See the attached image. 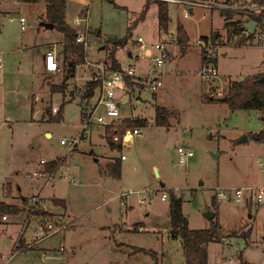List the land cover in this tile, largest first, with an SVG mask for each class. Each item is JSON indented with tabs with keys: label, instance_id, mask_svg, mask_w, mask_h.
Here are the masks:
<instances>
[{
	"label": "rangeland",
	"instance_id": "374dc122",
	"mask_svg": "<svg viewBox=\"0 0 264 264\" xmlns=\"http://www.w3.org/2000/svg\"><path fill=\"white\" fill-rule=\"evenodd\" d=\"M144 3L145 0H81L88 9L90 49L85 52L79 71L83 69V77L89 75L90 79L82 87L68 86V91L73 90L79 97L65 105L63 119L54 120L50 119L52 108H60L64 96L51 92V86L64 82L63 55L60 72L53 75L45 71L42 89L40 76L38 79L35 73L46 45L59 47L65 41L64 36L57 28L47 29L42 22L44 0L38 3L0 0V54L3 56L0 79L4 73L0 81V117L8 120L0 129V199L8 195L10 186V183L3 185V181L13 176L12 182L16 188L21 186L23 195L40 196L46 209L57 212L53 213L56 217L68 215L66 221L75 222V227L64 236L58 234L46 240L45 245L51 250L59 249L62 244L66 246L64 252L51 251L56 258L43 260L42 249L28 250L17 252L11 264H152L150 255L131 254L136 246L155 251L159 264H184L180 240L171 237L169 197L161 200V195H167L172 189L178 190V196L182 197V211L190 228H208L212 222L219 225V234L225 240L208 244V264H241V260L264 264V196L262 202L250 197L245 201L243 197L240 202L224 199L212 203L215 190L236 188L244 180L251 186L247 188L264 187V171L259 170L264 144L251 138L237 142L249 131L264 129L261 116L255 110L232 111L213 94L225 90V84L217 86L218 77L219 80H240L248 74H264V49L254 43L240 48L224 44L228 48H220L217 55L218 75L203 78L198 73L200 53L194 48L195 40L211 28L222 29L225 17L217 11L195 9L194 16L184 18L180 7L167 4L168 19L172 22L166 28L161 26L159 34L155 3L150 4L144 19L134 26ZM86 9L79 16L83 17ZM21 18L26 20L25 31L21 30ZM240 18L233 15L231 19ZM177 20L190 37L186 54L166 61L160 69L161 86L157 90L151 91L141 84L127 86L130 99L119 107L121 118L116 124L122 125L116 126V132L121 134L124 128L139 127L141 135L134 136L130 145L112 150L105 139L110 127L100 136L103 126L94 122L88 127L86 138L68 156L75 181L34 176L42 166L41 159L49 163L68 154L70 145L62 144V139L80 136L82 109L91 110L99 97L97 85L94 94L83 99L91 82L96 81L97 64L109 67L108 54L115 49L121 68L133 63L138 73L143 72L148 59L135 61L128 56V51L136 50L133 43L137 38L145 44L169 40ZM70 25L76 28L73 23ZM97 30L100 36L94 34ZM111 38L120 44L114 46L108 41ZM75 78L66 85L75 83ZM208 90L214 100H210V94H204ZM34 92L42 97L40 103L48 121L31 120ZM139 99L142 103H138ZM156 105L169 109L168 126L155 124ZM103 111V106L98 105L94 118ZM136 120H145V125L136 126ZM178 146L193 151L186 164L177 161ZM78 147L81 151L75 152ZM121 154L125 159L120 160L121 174L116 178L111 176L105 163L110 156L113 160ZM106 168L110 175L104 172ZM123 193L126 195L122 198ZM247 195L248 191L244 196ZM57 198L65 200L67 213L63 212L62 205L54 203ZM27 205L28 200L21 207L25 208L24 219L28 215ZM206 210L216 212L215 218L207 219L203 215ZM10 216L14 217L8 223H0L3 261L10 257L24 220L17 215ZM33 219L39 221L40 217ZM139 223L144 231L139 230H142ZM35 225L30 224L26 235Z\"/></svg>",
	"mask_w": 264,
	"mask_h": 264
},
{
	"label": "built area",
	"instance_id": "2783aa9c",
	"mask_svg": "<svg viewBox=\"0 0 264 264\" xmlns=\"http://www.w3.org/2000/svg\"><path fill=\"white\" fill-rule=\"evenodd\" d=\"M160 1L169 5H174L182 9V14L184 18H190L193 10L203 9L207 11H217L221 14H232L237 15L240 20H237L235 26L237 27L238 33L233 34L231 37L225 36V42H221L220 37H199L195 40L194 48L199 50L202 58V63L198 70V73L203 78H213L218 75L217 70V55L220 47L226 45H236L239 41L244 40L243 46H250L253 43L264 49V3H259L256 0H155ZM87 15L88 12L84 14L83 17L75 16L73 18V25L77 31L76 44L83 46L84 52L90 49V44L88 42L89 27L87 26ZM242 19V20H241ZM254 22V29L252 33L250 29L244 27V24L248 22ZM21 30H26V20L25 18L20 19ZM83 23L85 24L83 26ZM242 27L241 29H239ZM80 29V30H78ZM169 40L159 39L153 44H145L141 38L133 43L135 51H128L130 58L135 61L141 58L148 59V65L146 70L142 72L141 75L137 74V69L132 63L125 69H116L113 71L109 70L103 63L97 64L99 71L97 72L96 80H99V97L97 103L91 108V110H84V115L82 118L83 130L79 137L69 140L62 139V144L70 145L69 152L70 155L77 146L81 143L83 138L87 136V129L92 123L101 124L103 126L113 128L112 140L115 142H120L122 146H128L131 144L134 136L141 135V129L139 127L123 129L122 133L116 132V126L120 127L122 124H116L117 120L121 118L119 107L122 103L124 95L126 94L128 88L126 84V78L130 81H135L138 84L144 85L151 91L157 90L161 86L160 80V69L164 66L166 61L171 57L172 49L179 47L176 41V34H171ZM1 57V56H0ZM2 64H0V67ZM45 68L48 72L57 73L61 70L60 62L58 61L56 47H52L47 50L45 57ZM138 75V76H137ZM224 91V90H223ZM118 92H121L118 95ZM225 92V91H224ZM224 92L221 91L214 93L215 97H223ZM209 92L208 94H210ZM211 95V94H210ZM98 105H102L104 111L102 114L95 116V110ZM59 108H52V115H57ZM113 126V127H112ZM129 134L130 139L126 141V135ZM177 161L179 164H186L187 160L193 156V151L187 147L178 146L176 149ZM123 154L120 155V159H124ZM42 164L41 169L34 173L36 177L48 178V180H54L56 178H68L75 181V172L72 166H70L65 159V162L60 164L54 171H48V162L41 159ZM264 159L260 161V170H263ZM64 169V171H61ZM249 192V197L256 200L257 202L263 201L264 187L260 186L254 190V188L247 187H236V188H226L223 190H215V200H233L235 202H240L244 197L245 192ZM174 192V191H173ZM175 195L178 196V190H175ZM169 197V194L163 193L161 195V200H165ZM42 207L41 198L38 195H33L28 199V205L26 206L28 215L23 220L22 230L14 243L10 259L14 257L17 252L26 251L30 248H37L40 243L44 242L46 239L51 238L57 234H62L68 231L72 227V222L66 221L65 216H59L54 220H42L40 217L39 221H35L33 218L37 216L34 212L38 208ZM38 217V216H37ZM2 220L8 221L9 215L2 216ZM36 223L33 226L29 235L26 232L30 224ZM141 230V229H139ZM66 246L62 244L59 247V251L64 252ZM51 250V249H50ZM55 251V250H54ZM45 256V255H44ZM46 257V256H45Z\"/></svg>",
	"mask_w": 264,
	"mask_h": 264
},
{
	"label": "trees",
	"instance_id": "16d2710c",
	"mask_svg": "<svg viewBox=\"0 0 264 264\" xmlns=\"http://www.w3.org/2000/svg\"><path fill=\"white\" fill-rule=\"evenodd\" d=\"M26 3H38L42 0H21ZM259 3H264V0H256ZM46 2V17L47 24L54 25L64 36L63 50L60 56L63 55L64 59V82L60 85H52V92H64L66 89V83L69 79L74 78L76 75V69L78 65L83 64L85 60V52L83 46L76 44L77 31L68 23L67 12H68V0H45ZM155 3L157 5L158 23L166 27L168 23V9L167 4L160 1H146L142 7L140 15L134 21V26L137 22L144 19L146 12L149 9L150 4ZM226 20L232 18V14H222ZM227 29V36L231 37L233 34H237L238 30L235 23L230 22L225 24ZM96 36H100V31L97 30L94 33ZM176 41L181 47H184L188 42V37L180 23H177L176 27ZM244 40L239 41L235 46L240 48L243 46ZM114 46L120 44L119 41H115ZM109 58V70L113 71L121 69V65L115 57V49L110 50L108 54ZM264 76L263 73L246 75L240 80H231L227 84V89L223 95L226 100L223 101L231 110H257L264 115ZM100 81H92L91 86L88 90V96L93 95V91ZM126 84L129 87H133L135 82L130 81L126 78ZM222 97V98H223ZM210 100H214L211 99ZM220 100V99H216ZM63 104L55 116H50V119L61 120L64 117ZM84 110L82 114L84 115ZM170 117V111L167 107L156 105L154 122L156 125L168 126ZM49 118V117H48ZM83 118V116H82ZM126 122V120H124ZM128 123V122H126ZM136 126H144L145 120H136L134 122ZM127 125V124H126ZM111 128L107 129L106 141L108 142L111 149H120V142L112 140ZM250 138L256 142L264 141V129L259 132L250 134ZM120 158H114L107 164L111 175L119 178L120 177ZM65 162V158L55 159L50 161L47 165L48 171H54L56 167ZM107 169V168H106ZM107 169V170H108ZM169 215H170V226L172 231H176L182 243V250L185 264H208L207 246L210 242L220 241L219 225L217 222H212L208 228L192 229L188 226V220L182 211V197L175 195L173 190H169ZM28 199H25L27 201ZM57 203L64 204V200L55 199ZM215 203V199L212 200ZM25 208H21L18 205L10 204L5 201H0V222L4 215H19ZM37 216L41 217L42 220H54L57 218L53 213L47 211L42 207L38 208L34 212ZM132 253H144L150 255L153 262L152 264H159L157 253L153 250H147L140 247H133ZM28 250H36V248H30ZM26 250V251H28ZM241 264H254L241 260Z\"/></svg>",
	"mask_w": 264,
	"mask_h": 264
},
{
	"label": "crops",
	"instance_id": "0c3cea01",
	"mask_svg": "<svg viewBox=\"0 0 264 264\" xmlns=\"http://www.w3.org/2000/svg\"><path fill=\"white\" fill-rule=\"evenodd\" d=\"M45 1V0H44ZM145 2H146V0H145ZM145 4V3H144ZM47 6V5H46ZM84 9H86V7L85 6H83L82 4H81V0H68V12H67V21H68V23L69 24H72L73 23V19L72 18H74L75 16H79L80 15V13L84 10ZM86 11L88 12V9H86ZM169 11V10H168ZM194 11L195 10H193V13H192V15H191V17L192 16H194ZM2 11H0V13H1ZM211 14V13H210ZM202 17L204 18V17H206L205 15H202ZM157 20H158V14H157ZM47 17H46V8H45V11H44V14H43V16H42V22L44 23V24H47ZM169 22H172L171 21V18H169L168 19V23ZM230 22H235V20H232V19H230V20H226L225 19V22H224V25H223V27H222V29H213V28H211V29H209V31L206 33V34H199V36L197 37V38H199V37H208V36H213V37H220L221 39L223 38H225L224 36H226V34H227V29L225 28V24L226 23H230ZM177 23H180L179 22V20H177V22H175V31H174V34H176V27H177ZM159 24V23H158ZM181 24V23H180ZM182 25V24H181ZM160 27H161V25L159 24V34H160ZM167 27V26H166ZM165 27V28H166ZM182 27H183V25H182ZM47 29H49V28H47ZM54 29V28H53ZM183 29H184V27H183ZM184 31H185V33H186V35H187V37H188V42H187V44L184 46V47H181V46H179L178 48H176V49H172V52H171V57L169 58V60H168V62L169 61H171L173 58H175V57H177L178 55H180V56H184L185 54H186V51H185V49L188 47V45H189V42H190V37H189V34L187 33V31L184 29ZM171 35V34H170ZM173 35V34H172ZM196 38V39H197ZM51 45H53V44H48V45H46V47L43 49V52H42V56H41V58H40V61H39V63L36 65L37 66V69H36V76L38 77V79H39V76H40V87L39 88H43V87H45V85H44V78H45V76L46 75H44V73H45V71L46 72H48L47 70H46V68H45V57H46V52H47V50L49 49V47L51 46ZM63 45H64V43L61 45V46H59L58 47V45H54L55 47H56V51H57V57H58V61L60 62V58H61V56L58 54V48H59V50L61 49V47H62V49L61 50H63ZM51 47H53V46H51ZM223 47H225V46H223ZM242 47H247V46H242ZM220 48H222V47H220ZM225 48H228L227 46L225 47ZM59 51V52H62V51ZM225 53V52H224ZM0 60H2V58H3V56H2V54H0ZM128 56L130 57V55H129V52H128ZM201 63H202V58H201V55H200V65H201ZM216 63H217V65H218V60L216 59ZM0 64H2V62L0 63ZM130 65V64H129ZM128 65V66H129ZM81 66H83L82 64L81 65H78L77 66V69H78V71H77V73H76V75H75V83H73V84H71V85H66V89H65V91L64 92H54V94L55 93H59V94H63V96H64V99H63V104H67V103H69V102H71V101H73V100H75L76 99V97H79L78 95H76V93L72 90V91H68V86H80V87H82L83 86V84L85 83V81H86V79H87V81L90 79L89 77V75H88V78H87V76L84 78L83 77V75L82 74H84V71H83V69L82 70H80L79 71V69L81 68ZM2 67H3V64H2V66L0 67V69H2ZM121 69H123V68H121ZM218 69V68H217ZM60 72V71H59ZM49 74H53V75H55V74H57V73H52V72H48ZM137 74L138 75H141L142 74V72H140V73H138L137 72ZM252 74H257V73H252ZM87 75V74H86ZM137 75V76H138ZM248 75H250V74H248ZM3 76H4V73L2 74V78H3ZM2 78L0 79V81L2 80ZM72 79V78H71ZM70 80V79H69ZM67 81L68 83L70 82V81ZM229 81H231V80H227V79H221L220 78V80H219V77H218V84H217V86L218 85H222V84H225L226 86H224L223 88L225 89L224 91H226V89H227V84H228V82ZM133 82H135V81H133ZM137 82H135V84H134V86H137ZM55 85V84H54ZM216 87V86H215ZM70 90V89H69ZM52 92V91H51ZM70 92V93H69ZM97 92H98V89H97ZM210 92V90H208V91H205L204 92V94H207V93H209ZM225 93V92H224ZM67 94H69V96L68 97H66L67 96ZM94 94V93H93ZM214 94V93H213ZM213 94H211V95H209L210 96V98L211 99H213ZM87 95V98H84L85 96ZM88 91L87 92H85V94L83 95V99L85 100V99H88ZM215 99H220V100H217V101H221V102H223L222 100H221V98L222 97H214ZM126 99V101L125 102H123L124 100ZM129 99H130V97H129V94L126 92V94L124 95V98H123V100H122V103H126V102H128L129 101ZM41 100H42V97L41 96H38L35 92H34V94H33V97H32V111H33V116H32V118H31V120L33 121V122H39V121H45L46 119H47V121H48V117L46 118L45 117V115H44V106H43V103H40L41 102ZM138 103H142V100H140L139 99V101H138ZM223 103H225V102H223ZM226 104V103H225ZM227 105V104H226ZM84 108H86V107H84ZM83 108V109H84ZM83 109H82V112H83ZM240 110V109H239ZM244 110V109H243ZM232 111H234V110H232ZM255 111H257V110H255ZM82 112H81V117L83 116V114H82ZM257 113L261 116V119H262V121H263V124H262V126H263V128H264V115H263V113L262 112H260V111H257ZM36 117V118H35ZM8 120L7 119H5V117H0V129H2V126L4 125L3 123H6ZM11 122H14V121H12L11 120ZM28 122H30V121H28ZM147 123V122H146ZM103 126V125H102ZM104 128V129H103ZM105 126H103L102 127V132L100 133V136L101 135H103V132H105ZM256 131H258V130H255V131H249L250 133H248V134H246V136H247V141L250 139V135L249 134H252V133H255ZM49 136H50V134L49 133H47ZM105 139H106V137H105ZM102 140L104 141V138H102ZM262 144H264V141L263 142H261ZM110 148V147H109ZM111 149V148H110ZM112 150H115V149H112ZM79 151H81V149L78 147V149L75 151V152H79ZM83 151V150H82ZM73 153L74 152H72L70 155H73ZM68 156L69 155H67L66 154V156H58L57 158H55V159H59V158H65L66 159V162L68 163ZM118 158H120V156H117ZM111 156L108 158V161L105 163V167H107V164L109 163V162H111ZM55 159H51V161H53V160H55ZM125 159V158H124ZM123 159V160H124ZM42 167V166H41ZM41 169V168H40ZM260 170V169H259ZM264 171V169L263 170H260V172H263ZM106 174L108 173V170L106 169L105 171H104ZM109 174V173H108ZM120 174H121V168H120ZM110 175V174H109ZM112 176V175H111ZM13 176H11V177H7L6 178V180H4L3 181V185L5 184V183H10V186H9V190H8V195L4 198H2V199H0V201H5V202H7V203H10V204H15V205H18V206H20V207H22V205L23 204H26V202L27 201H25V199H29V197L27 196V195H23L22 194V188H21V186H17V188L15 187V184L12 182V180H11V178H12ZM249 183H246L245 182V180H244V183H241V185H239L238 187H251V186H249L248 185ZM17 189V190H16ZM172 190H174V189H172ZM121 195V197L123 198L126 194L125 193H123V194H120ZM249 196L247 195V196H244V200L245 201H247L249 198H248ZM58 199V198H57ZM60 200H62V199H60ZM54 203L57 205L58 203L54 200ZM43 205V208L44 209H46L45 208V206H44V204H42ZM58 205H62L63 206V208H64V211L63 212H65V213H67V204H66V202H65V200H64V204H62L61 202L58 204ZM47 211H49L48 209H46ZM49 212H51V213H57V212H53V211H49ZM23 214L24 213H21L20 215H17V216H19V219H21V220H23L24 218H22V216H23ZM215 216H216V212H214V217L213 218H215ZM13 217L14 216H10L9 217V220L8 221H5V220H2L1 219V222L0 223H2V222H5V223H8L10 220H12L13 219ZM64 217V216H63ZM70 217V216H69ZM65 218L67 219L68 218V215H66L65 216ZM20 220V221H21ZM69 222H72V226H74L75 227V222H74V220L72 221L71 219L69 220ZM143 224V223H142ZM73 227V228H74ZM139 228H142V226H141V223H139V226H138ZM70 229H72V228H70ZM69 229V230H70ZM68 230V231H69ZM140 231H144L143 230V228H142V230H140ZM67 232V231H66ZM66 232H64V233H62L61 235H65V233ZM172 234H175L176 235V233H174V232H171V235ZM58 235V234H57ZM56 236V235H55ZM171 237H173V238H178L179 240H180V238L178 237V236H171ZM52 238V237H51ZM48 239H50V238H48ZM48 239H46V240H48ZM44 241V242H42V243H40V245L36 248V250H39V249H42V251H43V255H45L44 257H43V260H50V259H54V258H56L55 257V254L54 253H52L51 251L52 250H54V249H52V250H50V248L51 247H49V246H47V245H45L46 244V242L47 241ZM220 240L221 241H224L225 239H224V237H222L221 235H220ZM180 243H181V240H180ZM181 246H182V243H181ZM137 247V246H136ZM141 248V247H140ZM58 248H55V250H57ZM144 249H146V248H144ZM182 253H183V250H182ZM131 254H133V255H135V254H137V253H132L131 252ZM158 255V254H157ZM15 256V255H14ZM183 258H184V256H183ZM3 257L2 256H0V264H11V262L13 261V259H14V257L12 258V260L8 257V259H6V261H3ZM184 264H185V262H184Z\"/></svg>",
	"mask_w": 264,
	"mask_h": 264
},
{
	"label": "water",
	"instance_id": "95a60500",
	"mask_svg": "<svg viewBox=\"0 0 264 264\" xmlns=\"http://www.w3.org/2000/svg\"><path fill=\"white\" fill-rule=\"evenodd\" d=\"M254 25H255V23L251 21V22H248V23L244 24V27L250 29V32L252 33V31H253V29H254ZM45 26H46L47 28H50V29H53V28H54V25H52V24H45ZM241 28H242V27H240L239 29H241ZM108 41L111 42V43H114V42H115V39H114V38H111V39H109ZM262 79L264 80V76H263ZM221 100H222V101H225V100H226V97L221 98ZM125 101H126V99H125L123 102H125ZM246 141H247V136H246L245 134L242 135L239 139H237V142H238V143H239V142H246ZM203 215H204L207 219L211 220V219H213V217H214V211L206 210V211L203 213ZM174 233H177V232L174 231ZM263 239H264V237H263Z\"/></svg>",
	"mask_w": 264,
	"mask_h": 264
},
{
	"label": "bare ground",
	"instance_id": "6f19581e",
	"mask_svg": "<svg viewBox=\"0 0 264 264\" xmlns=\"http://www.w3.org/2000/svg\"><path fill=\"white\" fill-rule=\"evenodd\" d=\"M130 139L129 134L126 135V141H128Z\"/></svg>",
	"mask_w": 264,
	"mask_h": 264
}]
</instances>
